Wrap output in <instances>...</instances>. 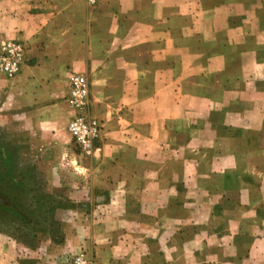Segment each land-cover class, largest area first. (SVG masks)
Returning <instances> with one entry per match:
<instances>
[{"label":"crops","instance_id":"obj_1","mask_svg":"<svg viewBox=\"0 0 264 264\" xmlns=\"http://www.w3.org/2000/svg\"><path fill=\"white\" fill-rule=\"evenodd\" d=\"M259 1L252 2L255 12L261 11ZM2 2L0 30L27 46L26 62L15 83L21 106L36 104L45 78L70 77L75 72L89 79L93 114L108 132L97 161V173L109 179L101 183L108 189L104 198L97 199L104 206L97 208L100 261L107 255L112 264H130L131 258L125 257L143 251L135 238L129 247L130 234L112 225L139 220L148 212H154L151 218L160 240L164 244L176 240L178 204L167 203L166 192L173 190L176 199L175 174L183 167L192 173L185 192L195 198L196 206L203 189L241 167L242 157L253 146L255 163L250 171L261 168L264 100L256 97H264L263 73L259 69L252 79L241 76L254 100L232 101L230 91L243 94L229 86L235 73L215 76L213 70L215 58L227 53L224 40L215 34L229 35V24L233 28L247 24L244 0ZM253 24L264 27V18H255ZM253 38L257 46H264V37ZM224 77L222 99L215 102L214 79ZM220 114L226 117L221 119ZM247 133H253L252 138ZM122 173L126 181L119 180ZM241 182L252 185L244 178ZM167 224L174 228L168 233ZM106 231L110 241L102 239Z\"/></svg>","mask_w":264,"mask_h":264},{"label":"rangeland","instance_id":"obj_2","mask_svg":"<svg viewBox=\"0 0 264 264\" xmlns=\"http://www.w3.org/2000/svg\"><path fill=\"white\" fill-rule=\"evenodd\" d=\"M244 1L247 24L240 28L229 24V35L215 34L224 40L227 53L215 56L214 74L235 73L229 86L242 89L243 94L230 91L232 101L255 99L243 84V74L252 79L254 71L261 69L264 79V46H257L253 38L264 37V27L253 24L255 18H264V0L259 1V12L253 9L254 0ZM4 4L0 0V8ZM3 14L0 11V22ZM14 42L25 47L20 71L10 78L0 70V264H112L107 255L101 256V262L97 253V208H104L97 199L104 198L103 192L108 189L101 183L109 180L97 173V161L108 132L103 120L93 114L89 79L75 72L70 77L45 78L43 82L47 83L40 86L36 104L21 106L15 83L26 62L27 46L0 30V49ZM73 75L88 80L90 115L104 127L91 155L75 146L67 130L70 117L66 101ZM225 82V77L214 79L215 102L222 99ZM233 112L237 114L238 108ZM252 136L247 133V137ZM245 153L241 160L245 170L236 167L234 172L225 173V178L213 179L214 186L203 189V195L197 198L198 206L191 193L185 192L192 177L189 168L183 167L175 174L179 186L175 189L176 199L173 190L166 192L167 203L176 200L178 204L175 241L164 244L160 240L151 218L154 212L139 220L113 222V228L130 234L129 247L135 238L139 249H143L126 254L125 259L130 257V264H264V145L261 168L255 173L250 171L255 163L254 146ZM166 175L173 176V172ZM135 177L133 180L139 181ZM243 178L252 185H244ZM127 179L123 173L119 177ZM118 207L123 210L122 205ZM165 226L167 233L174 229ZM105 234L102 239L110 241L107 231Z\"/></svg>","mask_w":264,"mask_h":264},{"label":"built area","instance_id":"obj_3","mask_svg":"<svg viewBox=\"0 0 264 264\" xmlns=\"http://www.w3.org/2000/svg\"><path fill=\"white\" fill-rule=\"evenodd\" d=\"M94 4L95 0H85ZM25 47L14 42L0 49V70L8 77L16 76L20 71ZM89 83L82 75H73L69 84V95L66 101L70 117L67 130L75 146L84 154L91 155L101 139L103 125L90 115Z\"/></svg>","mask_w":264,"mask_h":264}]
</instances>
